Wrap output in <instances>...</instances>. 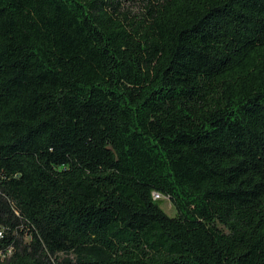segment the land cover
<instances>
[{
  "label": "trees",
  "instance_id": "1",
  "mask_svg": "<svg viewBox=\"0 0 264 264\" xmlns=\"http://www.w3.org/2000/svg\"><path fill=\"white\" fill-rule=\"evenodd\" d=\"M0 264H264V0H0Z\"/></svg>",
  "mask_w": 264,
  "mask_h": 264
},
{
  "label": "rangeland",
  "instance_id": "2",
  "mask_svg": "<svg viewBox=\"0 0 264 264\" xmlns=\"http://www.w3.org/2000/svg\"><path fill=\"white\" fill-rule=\"evenodd\" d=\"M159 206L168 216H173L175 214V210L167 197L159 199Z\"/></svg>",
  "mask_w": 264,
  "mask_h": 264
},
{
  "label": "built area",
  "instance_id": "3",
  "mask_svg": "<svg viewBox=\"0 0 264 264\" xmlns=\"http://www.w3.org/2000/svg\"><path fill=\"white\" fill-rule=\"evenodd\" d=\"M163 196L159 193V192H157V191H152V198L154 199V200H159V199H161Z\"/></svg>",
  "mask_w": 264,
  "mask_h": 264
}]
</instances>
